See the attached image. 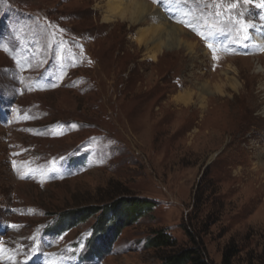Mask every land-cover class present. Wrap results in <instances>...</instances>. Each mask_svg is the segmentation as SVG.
I'll return each mask as SVG.
<instances>
[{
  "label": "rangeland",
  "instance_id": "1",
  "mask_svg": "<svg viewBox=\"0 0 264 264\" xmlns=\"http://www.w3.org/2000/svg\"><path fill=\"white\" fill-rule=\"evenodd\" d=\"M111 1L0 0V264H161L160 230L264 264L261 0H141L139 23Z\"/></svg>",
  "mask_w": 264,
  "mask_h": 264
},
{
  "label": "trees",
  "instance_id": "2",
  "mask_svg": "<svg viewBox=\"0 0 264 264\" xmlns=\"http://www.w3.org/2000/svg\"><path fill=\"white\" fill-rule=\"evenodd\" d=\"M119 201L120 200L114 202L111 206L107 205L106 207H104L105 208L104 214L100 217L104 219L103 220L104 222L102 223V225L104 226H101V228L99 229L100 232L103 230L101 233H103L106 230V229L104 230V228H107L106 230L107 234L111 233L112 231H113L112 233H118L120 229H122L125 226L124 224L125 219L124 218L122 219V217L118 215V212H115V210H117L118 208L120 209L124 208L123 206L120 207L122 203L120 204ZM146 201L135 199V201H132L127 205V207L129 208L125 207L123 211L124 213H127L126 209H128L129 211H131L132 209L133 210L140 209L143 203L149 204ZM96 213L97 210L93 207L79 211L77 210L71 212L67 220L72 223L73 221L77 222L81 220H86L90 216ZM127 214L130 215V213ZM111 217L113 218V220L116 221L112 225L109 223ZM108 223L111 226H109ZM187 235L191 240L192 246L190 247H178L177 242L172 240L171 237L164 230L155 232L154 236L148 240L147 246L152 249H162V248L171 249L172 251L171 253L162 256L161 264H214L207 257L203 245L197 241V239L189 230H187ZM237 254H238V250L235 248V246L227 247L224 251L223 260L221 264H233V259L236 257Z\"/></svg>",
  "mask_w": 264,
  "mask_h": 264
},
{
  "label": "bare ground",
  "instance_id": "3",
  "mask_svg": "<svg viewBox=\"0 0 264 264\" xmlns=\"http://www.w3.org/2000/svg\"><path fill=\"white\" fill-rule=\"evenodd\" d=\"M111 2H112L111 10H110L111 13L109 17H111L113 21L121 20V21H130L131 23H139L140 21H142L143 17H145V15H147L148 12L150 11L146 6V4L141 0H127L126 5L124 4L123 0H112ZM261 8H263L264 10V7ZM180 31L181 30H177L176 27H173L168 32L166 31L167 32L166 37L168 38V40L170 39L173 40L171 41L173 45L181 44V40L179 39ZM259 32L264 33V29ZM148 42H152V40H149ZM161 48L163 47L162 46L159 47V49Z\"/></svg>",
  "mask_w": 264,
  "mask_h": 264
},
{
  "label": "snow or ice",
  "instance_id": "4",
  "mask_svg": "<svg viewBox=\"0 0 264 264\" xmlns=\"http://www.w3.org/2000/svg\"><path fill=\"white\" fill-rule=\"evenodd\" d=\"M152 2L153 3H155V4H158V5H163V4H166V3H170L171 2V0H152ZM243 3L244 4H250L251 3V0H243ZM260 7H264V0H261V3H260V5H259ZM228 8H229V10H235L236 8H237V4H235V3H232V4H230V5H228ZM172 19H175V17H172ZM177 22H179V23H185L183 20H178ZM229 22H232L231 21V19H229ZM235 24L236 25H239L240 26V29L239 30H243L244 29V25H243V23H242V21H240V20H236L235 21ZM185 27H189V28H192V30L193 31H195V28H193V26H192V23L191 22H189V23H185ZM197 35H201L199 32H197ZM209 35H211V34H209ZM203 39H208L209 37H202ZM245 39H247V37H245ZM207 47L209 48V49H212L213 48V45L211 44V43H209V44H207ZM213 60H216V59H218V57L215 55V53L213 52ZM13 166L15 167V164H13ZM51 170H55V168H53V169H51Z\"/></svg>",
  "mask_w": 264,
  "mask_h": 264
}]
</instances>
